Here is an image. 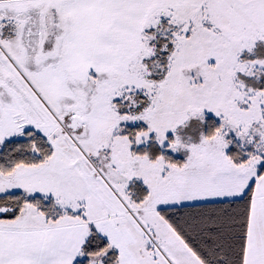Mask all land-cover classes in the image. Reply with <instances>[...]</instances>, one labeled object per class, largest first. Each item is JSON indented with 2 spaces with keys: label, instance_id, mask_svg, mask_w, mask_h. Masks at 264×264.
I'll return each mask as SVG.
<instances>
[{
  "label": "snow or ice",
  "instance_id": "obj_1",
  "mask_svg": "<svg viewBox=\"0 0 264 264\" xmlns=\"http://www.w3.org/2000/svg\"><path fill=\"white\" fill-rule=\"evenodd\" d=\"M0 264H264V0H0Z\"/></svg>",
  "mask_w": 264,
  "mask_h": 264
},
{
  "label": "rangeland",
  "instance_id": "obj_2",
  "mask_svg": "<svg viewBox=\"0 0 264 264\" xmlns=\"http://www.w3.org/2000/svg\"><path fill=\"white\" fill-rule=\"evenodd\" d=\"M15 2H16L18 5L23 6V5L26 3V0H15Z\"/></svg>",
  "mask_w": 264,
  "mask_h": 264
}]
</instances>
